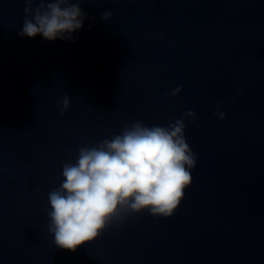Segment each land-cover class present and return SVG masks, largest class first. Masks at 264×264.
Returning <instances> with one entry per match:
<instances>
[{
  "label": "water",
  "instance_id": "obj_1",
  "mask_svg": "<svg viewBox=\"0 0 264 264\" xmlns=\"http://www.w3.org/2000/svg\"><path fill=\"white\" fill-rule=\"evenodd\" d=\"M24 8L0 0V264H264V0L82 3L75 42L21 38ZM187 110L196 167L174 214L57 247L48 193L78 148Z\"/></svg>",
  "mask_w": 264,
  "mask_h": 264
},
{
  "label": "clouds",
  "instance_id": "obj_2",
  "mask_svg": "<svg viewBox=\"0 0 264 264\" xmlns=\"http://www.w3.org/2000/svg\"><path fill=\"white\" fill-rule=\"evenodd\" d=\"M25 4L22 30L18 35H42L75 42L74 33L83 28L86 14L82 3L107 0H22ZM114 13H102L110 20ZM176 87L166 96L178 98ZM61 114L71 107L65 95ZM217 104L220 120L227 113ZM195 123L197 113L187 110L166 126H148L142 121L125 124L120 133L78 148L75 162H65L58 188L48 193V231L57 247L72 252L94 242L103 231L128 213L149 211L153 216L171 217L192 184L191 169L196 156L186 141L185 121Z\"/></svg>",
  "mask_w": 264,
  "mask_h": 264
}]
</instances>
